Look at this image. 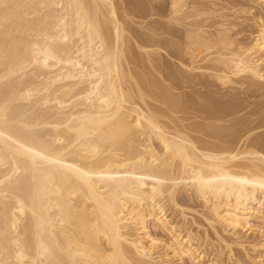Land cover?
<instances>
[{"label": "bare ground", "instance_id": "1", "mask_svg": "<svg viewBox=\"0 0 264 264\" xmlns=\"http://www.w3.org/2000/svg\"><path fill=\"white\" fill-rule=\"evenodd\" d=\"M0 264H264V0H0Z\"/></svg>", "mask_w": 264, "mask_h": 264}, {"label": "rangeland", "instance_id": "2", "mask_svg": "<svg viewBox=\"0 0 264 264\" xmlns=\"http://www.w3.org/2000/svg\"><path fill=\"white\" fill-rule=\"evenodd\" d=\"M248 238L249 240L258 239V237H256L254 234H250Z\"/></svg>", "mask_w": 264, "mask_h": 264}]
</instances>
